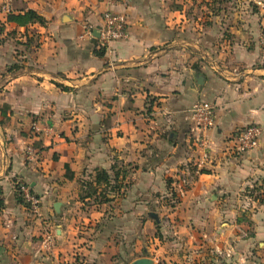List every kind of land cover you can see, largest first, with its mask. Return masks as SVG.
<instances>
[{
  "label": "crops",
  "instance_id": "1",
  "mask_svg": "<svg viewBox=\"0 0 264 264\" xmlns=\"http://www.w3.org/2000/svg\"><path fill=\"white\" fill-rule=\"evenodd\" d=\"M5 1L0 264H264V0H9L10 14L44 21L26 27L6 23ZM108 9L127 38L99 49L81 36ZM199 101L215 110L202 169L189 133ZM248 125L258 147L230 156ZM100 171L108 183L87 191Z\"/></svg>",
  "mask_w": 264,
  "mask_h": 264
},
{
  "label": "built area",
  "instance_id": "2",
  "mask_svg": "<svg viewBox=\"0 0 264 264\" xmlns=\"http://www.w3.org/2000/svg\"><path fill=\"white\" fill-rule=\"evenodd\" d=\"M108 8L112 6L114 0H98ZM2 12L6 15L11 13L10 2H4ZM127 22L123 14L116 13L110 9L106 10L101 17V24L96 30L98 37H94L91 28H85L82 36L97 41L99 49L107 48L113 42H120L127 38L126 30ZM259 44L264 49V8L262 11V19L260 24ZM190 128L189 133L194 148L199 154V160L196 162L197 166L202 169L205 163L209 160L210 142L207 138L208 132L213 128L215 123L214 106L208 102H196L189 111ZM262 130L256 125H248L238 131V134L232 139L231 145L227 147V152L230 156H241L255 150L258 147ZM26 156L32 159L34 150L30 147L26 148ZM13 188L23 198V200L30 205L34 213H37L39 208V200L30 194L29 188L20 182H14ZM52 247V238L50 235H45L44 248L49 251Z\"/></svg>",
  "mask_w": 264,
  "mask_h": 264
},
{
  "label": "trees",
  "instance_id": "3",
  "mask_svg": "<svg viewBox=\"0 0 264 264\" xmlns=\"http://www.w3.org/2000/svg\"><path fill=\"white\" fill-rule=\"evenodd\" d=\"M6 23H14L19 27H26L27 25H32L35 23H37L39 25H43L44 21L42 18L37 16L34 12L27 11L23 15H18V16L8 14L6 16ZM34 146H35V144H33L31 148L32 149L35 148ZM94 183H95V185L94 186L90 185L88 187L87 191H89V188H91L93 190L94 194H96L97 187H99L100 183H104V184L108 183L107 174L103 171L96 172L95 178H94ZM20 198L18 197V202L22 204L23 203L22 198L21 199ZM2 208H3V201L0 199V210Z\"/></svg>",
  "mask_w": 264,
  "mask_h": 264
},
{
  "label": "rangeland",
  "instance_id": "4",
  "mask_svg": "<svg viewBox=\"0 0 264 264\" xmlns=\"http://www.w3.org/2000/svg\"><path fill=\"white\" fill-rule=\"evenodd\" d=\"M242 194H244V195H246V192L245 191H242ZM248 202L246 201V203H239V205H236V208L237 209H239L241 212H240V214H242V212H245L248 208H249V206L248 205H246ZM247 208V209H246ZM236 221V219H233V220H231V219H226V218H224V220H223V224H227V225H229V226H231V225H234V222ZM243 222H244V224L245 223H248V220H243ZM245 225H247V224H245ZM237 233V232H236ZM236 233H232L231 235H229L228 237H227V240H224V244L225 243H227V244H231L232 243V239H234V238H236L237 236H236ZM247 238H246V236H244V234H240L239 235V242H247ZM245 253V252H244ZM224 254V256H223V258L225 257V252L223 253ZM255 256H257V255H255ZM225 258H227V257H225ZM259 259H261V257H259ZM231 262H230V260L228 261L227 259H223L222 260V264H230ZM259 264H263V263H259Z\"/></svg>",
  "mask_w": 264,
  "mask_h": 264
},
{
  "label": "water",
  "instance_id": "5",
  "mask_svg": "<svg viewBox=\"0 0 264 264\" xmlns=\"http://www.w3.org/2000/svg\"><path fill=\"white\" fill-rule=\"evenodd\" d=\"M94 37H98L97 32L94 34ZM55 208H58V204L55 205ZM155 218V216H153ZM131 264H152V261L148 258H141L133 261Z\"/></svg>",
  "mask_w": 264,
  "mask_h": 264
}]
</instances>
